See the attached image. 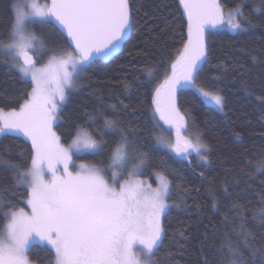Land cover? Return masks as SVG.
<instances>
[{
	"label": "snow or ice",
	"instance_id": "6c2138e0",
	"mask_svg": "<svg viewBox=\"0 0 264 264\" xmlns=\"http://www.w3.org/2000/svg\"><path fill=\"white\" fill-rule=\"evenodd\" d=\"M179 3L187 17L188 38L171 64V75L165 71L163 83L155 89L154 128L168 126L163 128L168 135L157 136L155 143L166 149L170 158L188 160L195 153L206 163L208 146L199 135H187L185 116L175 103L176 93L183 88L194 89L222 111V95L196 87V75L208 59L205 32L225 25L233 32L242 31V21H250L240 6L225 19L218 0ZM260 3L264 4V0ZM12 11L9 42L0 43V52L9 57L20 79L32 87L16 107L7 111L0 108V136L22 134L31 141L32 155L24 170L0 158V163H6L13 173L11 180L24 186L27 197V211L25 207L6 205L4 193L8 189L0 187V208L9 207L0 217V264H31L28 253L32 247H42L52 256L49 264H160L155 257L164 240L162 217L170 207L168 177L158 172L156 188L133 179L148 164L147 154L137 152L129 178L120 182L130 159L129 138L116 120L104 121L105 129L118 131L120 136L107 170L96 165H77L74 160L82 158V153L101 155L106 147L102 140L77 124L76 134L65 146L53 130L80 73L112 55L124 40L132 25L129 0H50L45 4L27 0L14 3ZM261 11V7L252 8L253 13ZM30 25L50 26L64 37V46L56 49L43 67H37V59L53 49L48 47L46 36L29 31ZM147 75L152 79L156 72L150 70ZM90 119L94 122V118ZM173 131L174 141L170 139ZM115 167L121 171L112 170ZM256 171L264 173V161L257 163ZM106 172H110L108 178ZM260 212L264 213V208ZM240 228L244 247L251 248L253 258L259 253L258 264H264V246L249 244L251 233L243 225ZM219 264L247 262L240 246L227 240L221 247ZM253 264H257L255 259Z\"/></svg>",
	"mask_w": 264,
	"mask_h": 264
},
{
	"label": "trees",
	"instance_id": "16d2710c",
	"mask_svg": "<svg viewBox=\"0 0 264 264\" xmlns=\"http://www.w3.org/2000/svg\"><path fill=\"white\" fill-rule=\"evenodd\" d=\"M15 0H0V43L7 44L9 24L14 19ZM40 3L49 2L39 0ZM131 33L122 51L108 62H96L80 73L53 130L67 145L81 125L106 144L101 155L79 154L76 164L108 169L118 131L104 128L105 119L119 122L129 138V162L134 167L137 152L147 154L142 178L154 184L162 172L170 181L169 208L162 217L163 245L156 254L160 264H219L220 250L227 240L239 245L247 264H258L240 235L243 225L251 235L249 244L264 246V173L256 165L264 161V11L253 13V6L264 9L260 0H218L222 10L240 6L249 22L242 31L223 28L205 32L208 59L196 75V87L224 97L223 110L207 104L194 89L178 91L176 106L185 116L187 133L199 135L208 146L207 162L194 155L188 160L170 158L156 145L157 136L168 135L154 128L152 103L156 87L171 75V64L186 42V22L179 0H129ZM30 31L48 38L53 51L37 59V65L63 47L64 37L52 27L30 25ZM156 72L149 79L148 72ZM127 85V88L125 87ZM31 83L20 79L0 52V108L16 107L31 91ZM115 106V110L113 107ZM90 117L94 118L93 120ZM163 124V122H160ZM167 128V127H166ZM31 141L22 134L0 136V158L21 166L31 162ZM167 168L165 170L164 165ZM202 174V175H201ZM6 163H0V187L6 205L25 207L24 186L17 185ZM110 172H106V178ZM9 207L0 208V217ZM32 264H49L53 259L42 247L28 253Z\"/></svg>",
	"mask_w": 264,
	"mask_h": 264
},
{
	"label": "rangeland",
	"instance_id": "374dc122",
	"mask_svg": "<svg viewBox=\"0 0 264 264\" xmlns=\"http://www.w3.org/2000/svg\"><path fill=\"white\" fill-rule=\"evenodd\" d=\"M17 2L23 4V3H26L27 0H15L14 3H17ZM39 3H40V2H39ZM45 3H49V2H43V3H41V4H45ZM230 11H232V10H230ZM230 11H224V10H223L224 15H225V19H227L228 13H229ZM29 28H30V26H29ZM223 29L228 30L227 27H226V25H225V27H224ZM29 31H30V29H29ZM228 31H231V30H228ZM231 32H233V31H231ZM49 59H50V58H49ZM49 59H47V60L44 61L43 63L37 65V67H43L44 65H46V64L48 63ZM8 60H9V57H8ZM9 64L11 65L10 60H9ZM13 69H14V68H13ZM162 83H163V82H162ZM162 83H161V84H162ZM200 97H201V96H200ZM201 98H202V97H201ZM202 99H203V98H202ZM203 100H204V99H203ZM204 101H205V100H204ZM205 102H206V101H205ZM206 103H207V102H206ZM207 104H209V103H207ZM209 105H212V106L215 107L217 110H220V109L217 108L214 104H209ZM53 126H54V125H53ZM166 127H168V126L166 125ZM166 127H164V128H166ZM187 135H189L190 137H193V136L190 135L189 133H187ZM193 138H194V137H193ZM170 139H172V140L174 141V139H175V133H174V131L171 133ZM65 146H67V145H65ZM191 155H194V156L196 157V159L201 163V161L199 160V158L196 156L195 153H192ZM110 164H112V159L110 160ZM77 165H78V164H77ZM132 169H133V168H130V169H128L127 171H123V172H122V174H121V179H120V182H121V183H122L124 180H127V179L129 178V177H128V172L132 171ZM73 170L75 171V169H73ZM112 170H115V171H117V172H120V171H121V170L119 169V167H115V168L112 169ZM156 174H157V173H156ZM156 174L153 176L154 184H151L150 180L145 179V178H142L141 176H136V177H134L133 179L144 182L145 187H146L147 185L150 184V185L152 186V188H156V187L158 186V181H157V176H156ZM25 210L27 211V208H26ZM31 264H32V263H31Z\"/></svg>",
	"mask_w": 264,
	"mask_h": 264
},
{
	"label": "water",
	"instance_id": "95a60500",
	"mask_svg": "<svg viewBox=\"0 0 264 264\" xmlns=\"http://www.w3.org/2000/svg\"><path fill=\"white\" fill-rule=\"evenodd\" d=\"M49 1V3H50V0H48ZM180 4V3H179ZM180 9H181V12H182V16H183V18H184V20H185V22H186V42H187V17H186V15L184 14V10H183V6L180 4ZM211 30H213V29H211V28H209L207 31H211ZM130 33H131V28L129 29V31H128V33L125 35V37H124V40L121 42V44H120V46L115 50V52L112 54V55H110V56H108V57H106V58H103V59H100V60H98L97 62H103V63H106V62H108L110 59H112L113 57H115L116 55H118L121 51H122V49H123V46H124V44H125V42L128 40V38H129V36H130ZM185 42V43H186ZM187 89H189V88H183V89H180L179 91H181V90H187ZM177 94V93H176ZM175 103H176V98H175Z\"/></svg>",
	"mask_w": 264,
	"mask_h": 264
}]
</instances>
